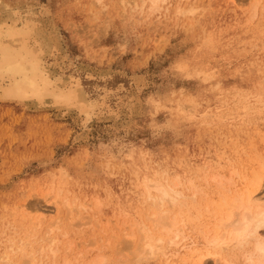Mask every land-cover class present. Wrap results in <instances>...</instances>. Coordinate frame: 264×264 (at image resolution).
Wrapping results in <instances>:
<instances>
[{
  "label": "rangeland",
  "instance_id": "obj_1",
  "mask_svg": "<svg viewBox=\"0 0 264 264\" xmlns=\"http://www.w3.org/2000/svg\"><path fill=\"white\" fill-rule=\"evenodd\" d=\"M157 5L0 0V39L13 35L7 42L19 47L22 38L31 45L42 37L48 48L43 68L55 87L73 94L79 82L94 111L84 123L78 109L52 107L50 96L40 110L32 100L21 105L0 98V264H7V254L12 264H166L159 252L135 255L138 226L150 211L146 185L164 183L166 172L185 180L180 189L188 196L200 187L205 206L229 193L218 190L216 175L225 176L227 186V178L238 181L234 166L247 177L258 166L264 0ZM18 28L22 35L11 34ZM262 183L257 198L264 197ZM196 221L183 226L206 254ZM260 234L264 238V229ZM124 241L135 242L124 247ZM244 250L227 249L223 258L246 264ZM165 253L171 264L196 261L174 246ZM213 259L206 264L222 263Z\"/></svg>",
  "mask_w": 264,
  "mask_h": 264
},
{
  "label": "bare ground",
  "instance_id": "obj_2",
  "mask_svg": "<svg viewBox=\"0 0 264 264\" xmlns=\"http://www.w3.org/2000/svg\"><path fill=\"white\" fill-rule=\"evenodd\" d=\"M163 1L164 0H151V3L157 5ZM1 23L2 18H0V26H2ZM21 29L24 30V28ZM14 33L22 35L20 28L15 30L12 29L11 34ZM13 39V35L6 41L0 39V90L3 91V95L0 96V98L4 101H12L16 99L18 101L17 103L21 105L26 103L23 101L32 100L33 102H36L33 103L36 107L35 109L40 110L43 109L44 106H48L45 103V99L50 96L51 98L56 99L53 101V104L51 105L52 107L65 108L66 110L78 109L84 116V123H87L92 117L94 111H92L93 109L82 99L85 95L80 88L79 82H74V84H72L75 88L73 94L71 90H65L63 93L62 90L59 91V89L55 87L59 85H54L56 81L52 80L50 77L52 73L49 69L43 68V58L48 49L43 38H33L31 45L28 43L29 40L25 41L22 38L19 47L13 46L14 43L7 42L11 40L13 41ZM47 87L52 88L54 94H46L45 90L48 89ZM258 158L260 159L258 166L252 173H250V177H247L246 175L241 176L234 165L235 168L233 167L234 169L232 168V170H234L236 176H238V181H235L233 179L234 177L227 178L225 183L227 184L226 186L224 185V178L226 177L224 176L221 178L219 177V174L216 175L217 177L213 178L212 181L216 182L218 190L220 187L221 190H227L230 194L234 195L231 196L228 193L229 195L226 194L225 196H221V201L219 199L220 202H208V200L207 202L209 204L206 202L205 206H201V200H198L199 195L202 193L200 187H198L200 189L194 188L195 190L192 196H188L183 189H180L185 180L181 182L178 177H173L174 180H172L173 178H169V175L166 172L164 173L165 176L162 178L164 183H152V185H146L147 191H145L147 192V200L151 202L150 211L146 213V222L144 221L138 226L142 235L141 238L138 237L139 244L137 247L135 246V255H158L159 252L166 257V264H171V262H169V256L166 255L167 253H165V251L167 248H172V246H174L179 250H184L188 257L195 255V264H206L207 257H213L215 262L217 261L218 263L222 262L221 264H228L229 262L226 261L227 258L226 260L223 258L225 255H223V253L227 249L238 248L245 249L243 257L246 264H264V238L262 237L263 235L261 236L260 234V231L264 229V197H256V193L262 187V182L264 181V152L261 155H258ZM239 180L243 181L240 187H238ZM207 182L209 184L212 183L209 181ZM186 183H188V180ZM243 184H245V186L241 188ZM228 185L231 187H228ZM192 187L194 186L192 185ZM203 194H206V192ZM200 199L203 200V203L206 201L205 197ZM65 205L72 208V205L68 204V202ZM192 210L195 216L194 219L190 216ZM178 214L183 216L182 220ZM42 217L43 216H41V218ZM195 220H197L195 223V229H198V233H201L203 240H205L207 245L206 248L208 253L206 254L198 248L199 244L194 241V238L191 237L192 234H188V231H186L183 226L184 223L195 222ZM56 222L54 221L55 225ZM192 229L194 228L192 227ZM50 240L53 242V239ZM134 240H136V238ZM133 242L135 241H131L130 243L124 241V247L130 246ZM50 245L49 248H51ZM41 247L38 248V250L40 249L41 252H45V249ZM248 248H251L252 250H248ZM12 249L10 250L12 251ZM128 249H130V247ZM40 251L39 253H41ZM22 252L23 251L21 250L20 254H26L25 252ZM37 252L38 251H36V253ZM7 255L5 256L3 254L7 259V261L4 260L6 261L5 263L12 264L8 260ZM23 256L26 258V255ZM34 261L33 263H35ZM183 263H185V261ZM91 264L97 263L94 261Z\"/></svg>",
  "mask_w": 264,
  "mask_h": 264
}]
</instances>
